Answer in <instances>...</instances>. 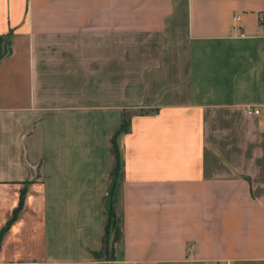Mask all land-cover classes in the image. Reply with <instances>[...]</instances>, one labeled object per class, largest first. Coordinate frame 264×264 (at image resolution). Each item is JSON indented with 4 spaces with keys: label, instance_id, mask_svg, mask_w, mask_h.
I'll list each match as a JSON object with an SVG mask.
<instances>
[{
    "label": "crops",
    "instance_id": "crops-1",
    "mask_svg": "<svg viewBox=\"0 0 264 264\" xmlns=\"http://www.w3.org/2000/svg\"><path fill=\"white\" fill-rule=\"evenodd\" d=\"M261 13L0 0V264H264Z\"/></svg>",
    "mask_w": 264,
    "mask_h": 264
},
{
    "label": "trees",
    "instance_id": "trees-1",
    "mask_svg": "<svg viewBox=\"0 0 264 264\" xmlns=\"http://www.w3.org/2000/svg\"><path fill=\"white\" fill-rule=\"evenodd\" d=\"M127 126H128V120L126 118H124L120 130L115 134V136L113 138V146H114L115 155H116V159H117L118 164L120 163V160H119L120 158H119V152H118V148H117V144H116V138H117V135H119V133H121L122 131H126ZM23 197H24V192H22L20 195L19 205H18L17 209L15 210V214H14L13 218L16 216V212H18L23 205V199H24ZM107 212H108V220H109V226H110V224L113 222V211H112L110 204H108V206H107ZM9 224H10V221L7 222V224L5 225V227L3 228L2 231H4L8 227Z\"/></svg>",
    "mask_w": 264,
    "mask_h": 264
},
{
    "label": "built area",
    "instance_id": "built-area-1",
    "mask_svg": "<svg viewBox=\"0 0 264 264\" xmlns=\"http://www.w3.org/2000/svg\"><path fill=\"white\" fill-rule=\"evenodd\" d=\"M259 23H260V25L263 27V33H262V39H263V41H264V13H261L260 15H259ZM246 111H247V113H249V114H252V113H254V114H256V113H258V110L257 109H254V108H252V106H246ZM227 264H229V263H227Z\"/></svg>",
    "mask_w": 264,
    "mask_h": 264
}]
</instances>
